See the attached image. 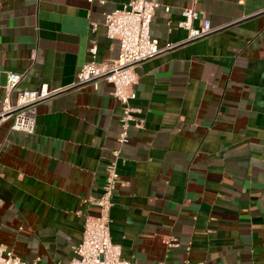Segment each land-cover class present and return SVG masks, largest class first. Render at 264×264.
Listing matches in <instances>:
<instances>
[{
  "label": "crops",
  "instance_id": "obj_1",
  "mask_svg": "<svg viewBox=\"0 0 264 264\" xmlns=\"http://www.w3.org/2000/svg\"><path fill=\"white\" fill-rule=\"evenodd\" d=\"M149 1L151 36L178 45L135 68L141 127L119 146L112 85L67 88L92 42L97 61L117 57L103 14L127 0H0V78L21 75L11 101L64 88L36 105L33 134L0 125V243L27 264L74 257L118 148L109 228L122 258L264 264V0ZM185 7L220 29L185 42Z\"/></svg>",
  "mask_w": 264,
  "mask_h": 264
},
{
  "label": "built area",
  "instance_id": "obj_2",
  "mask_svg": "<svg viewBox=\"0 0 264 264\" xmlns=\"http://www.w3.org/2000/svg\"><path fill=\"white\" fill-rule=\"evenodd\" d=\"M159 6L158 2L149 0H127L122 8L105 12L103 25L106 36L117 41V57L107 62L97 61V48L92 42L88 48L90 60L81 65L76 73L75 81L67 88H77L85 84L96 86L98 81H105L112 85L111 95L121 106L120 130L117 136L119 146L129 141L130 127H141V121L135 117V114L140 112V108L131 104L136 97L135 86L138 82L135 68L142 62L178 45V43H165L159 46L157 39L151 36L152 17ZM164 11L169 12L170 7L164 6ZM181 15L183 20L179 25L188 31L185 42L200 39L220 29L219 26H212L209 19L193 7L182 8ZM195 20L199 21L197 27L192 25ZM20 78L21 75L14 72H8L4 82L0 78V90L3 91L0 125L10 120L11 130L33 134L36 129V105L52 98L64 88L52 90L46 84H42L36 90L17 92L15 101L12 102L11 94ZM119 159L120 148L112 150L105 164L100 195L85 200L89 205L97 208V214H85L82 238L73 248L74 257L66 264H138L122 258L120 246L113 243L110 236L111 199L118 183ZM166 244L174 245L171 238L166 240ZM0 264L27 263L0 243ZM30 264H36V261Z\"/></svg>",
  "mask_w": 264,
  "mask_h": 264
}]
</instances>
